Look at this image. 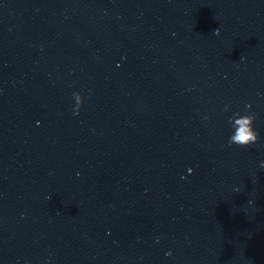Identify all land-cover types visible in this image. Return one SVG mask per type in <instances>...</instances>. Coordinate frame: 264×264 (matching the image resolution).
Listing matches in <instances>:
<instances>
[{"label": "water", "instance_id": "obj_1", "mask_svg": "<svg viewBox=\"0 0 264 264\" xmlns=\"http://www.w3.org/2000/svg\"><path fill=\"white\" fill-rule=\"evenodd\" d=\"M261 161L264 0H0V264H264Z\"/></svg>", "mask_w": 264, "mask_h": 264}, {"label": "clouds", "instance_id": "obj_2", "mask_svg": "<svg viewBox=\"0 0 264 264\" xmlns=\"http://www.w3.org/2000/svg\"><path fill=\"white\" fill-rule=\"evenodd\" d=\"M214 34H218V30H216ZM72 97H73V100L75 101V107L73 109V114H78L81 106L84 103V98L80 92H73ZM250 108H251V105L246 104L245 114L241 115L239 112H236L229 118V123L233 129V133L228 138L229 146L236 145L240 147H248V146L258 143L259 133L254 128V122L256 120V116L254 113L248 112ZM227 110H228V107L225 106L224 111H227ZM207 119L208 117H205V120ZM260 168L264 169V161H261ZM191 171L192 170L189 169V172ZM157 242H159V238H157ZM165 255L168 256V255H171V253L166 252Z\"/></svg>", "mask_w": 264, "mask_h": 264}]
</instances>
